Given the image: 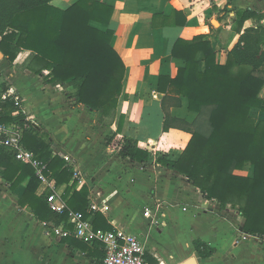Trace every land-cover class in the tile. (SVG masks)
<instances>
[{
  "label": "trees",
  "instance_id": "obj_1",
  "mask_svg": "<svg viewBox=\"0 0 264 264\" xmlns=\"http://www.w3.org/2000/svg\"><path fill=\"white\" fill-rule=\"evenodd\" d=\"M113 7L98 0H78L73 4L61 0H0V51L14 63L22 50L33 54L30 70L41 74L53 85L71 87L65 96L75 108L85 105L99 115V122L111 128L116 120L119 99L123 94L126 66L112 44L114 32L109 28ZM261 18L256 11H237L236 25L239 41L228 52L224 64L217 63L216 51L210 40L197 35L191 40L179 38L171 54L182 59L174 77L161 76L158 90L164 94L163 130L178 128L191 134L182 153L172 158L166 153L155 155L142 148L136 139L122 134L125 116L118 120L116 132L106 137L107 144L121 159L142 165L155 164L186 176L200 189L202 195L220 204L221 209L238 211L244 218L243 230L251 235L264 236V27L247 28L245 21ZM176 24V21L172 22ZM182 25L186 23L184 17ZM205 56L204 68L197 56ZM188 101L189 111L196 114L193 121L175 117L173 107ZM3 121L22 122L12 116V103L6 104ZM23 143L36 156L47 162V174L57 187L66 185L63 197L70 208L91 217L96 229L114 227L100 212L89 207V189H76L77 180L66 161L53 155L45 132L29 129ZM246 171L239 174L237 171ZM0 176L11 182V189L28 179L19 199L22 207H29L35 217L53 224L68 223L67 213H56L48 205L45 188L31 165L18 161L13 152L0 147ZM69 246L101 247L100 243H86L73 236H65ZM83 247V248H82ZM193 247L201 258H210L216 248L204 239L193 240ZM149 264L159 261L147 253Z\"/></svg>",
  "mask_w": 264,
  "mask_h": 264
},
{
  "label": "crops",
  "instance_id": "obj_2",
  "mask_svg": "<svg viewBox=\"0 0 264 264\" xmlns=\"http://www.w3.org/2000/svg\"><path fill=\"white\" fill-rule=\"evenodd\" d=\"M61 1L73 4L78 0ZM98 1L113 7L109 25L114 32L112 44L126 66L123 94L110 131L116 132L118 120L123 114V135L136 139L140 147L154 154L162 151L172 158L178 157L191 134L178 128L163 130L164 94L158 90L161 76L174 77L184 65L182 59L171 54L174 43L179 38L191 40L197 35H204L212 42L217 63L224 64L229 50L240 38V34L233 30L237 11L250 9L262 16L246 20L243 31L264 27V0ZM184 17L186 23L182 25ZM171 21H176V24ZM32 56L30 50H22L14 63L5 55L1 58V73L11 67L15 71L11 74L10 87L3 89V80L0 81V89H12L21 96L25 107L21 115L22 122L27 119L33 124L32 129L48 135L53 155L62 158L54 150L67 153L73 157L74 170L92 172L93 177L86 178L85 184L89 189L90 209L93 204H97L94 211L102 213L114 229L126 228L142 235L144 240L143 232L139 230L144 226L139 221L148 220L144 211L146 207L155 206L164 211V215H161L165 219L162 226L169 227L166 237L172 240L179 229L183 230L179 222L189 217L186 215L190 209H200L201 206L212 208L215 202L206 199L186 176L160 165H142L121 159L107 144V139L101 136L96 113L85 105L69 107L62 86L53 85L47 78L48 70H43L41 74L30 70ZM197 58L204 68V54L198 53ZM18 69H24V72L21 71L23 76L17 72ZM182 101L183 105L173 107L171 113L175 117L193 121L196 114L189 111L186 98ZM27 182L28 179L12 190L11 182L0 176V264H104V259L99 256L101 247L86 244L80 249L78 246H69L63 241L64 237L54 233L53 228L57 225L53 224V218L48 223L42 222L35 217L31 208L19 204ZM99 183H104L105 191H100ZM82 186L77 184L76 189ZM65 188L66 185L57 187L62 195ZM147 188H150L151 193L147 192ZM44 189L42 185L39 192ZM216 204L219 205L218 210H223L219 203ZM216 204V208L213 206L215 210ZM184 208H188L187 211L184 212ZM210 217L211 213L206 216L203 214L192 222L197 234L194 239L202 238L216 248L210 258H199L197 255L200 264H264V236L244 231L246 234L242 240L236 242L235 238V242L226 248V242H222L224 235L210 233L213 223L205 221ZM188 221L191 222L190 218ZM199 233L201 235L198 236ZM237 234L240 237L241 233ZM148 254L157 257L149 250ZM160 264L168 263L163 260Z\"/></svg>",
  "mask_w": 264,
  "mask_h": 264
},
{
  "label": "built area",
  "instance_id": "obj_3",
  "mask_svg": "<svg viewBox=\"0 0 264 264\" xmlns=\"http://www.w3.org/2000/svg\"><path fill=\"white\" fill-rule=\"evenodd\" d=\"M1 39L2 35L0 34ZM7 103L13 104L12 116L14 117H21L25 109L21 96L15 94L12 89L5 91L2 88L0 89V147L10 149L18 161L34 168L36 177L49 191L46 197L52 211L59 214H68V223L72 227H67L64 223H61L53 228L54 233L61 237L73 236L89 244L100 243L105 252L104 264H149L146 259L148 250L141 237L142 235L126 228L96 229L91 217H86L83 212L69 207L67 200L63 198L62 193L57 189L55 179L47 174V162L39 159L23 143L24 132L32 129L33 124L29 123L27 119L24 122L2 120V116L7 111ZM54 151L61 155L69 168L72 169L77 184H87L86 178L81 175L82 173L76 169L74 170L73 157L67 153ZM103 208H106V206ZM91 209H97V204H93ZM155 211L154 208H146L144 215L155 219L158 216ZM160 221V219H157L156 224L161 223Z\"/></svg>",
  "mask_w": 264,
  "mask_h": 264
},
{
  "label": "rangeland",
  "instance_id": "obj_4",
  "mask_svg": "<svg viewBox=\"0 0 264 264\" xmlns=\"http://www.w3.org/2000/svg\"><path fill=\"white\" fill-rule=\"evenodd\" d=\"M7 67V66H6ZM6 72L1 73L0 72V81H4V85L1 87L4 89L5 88H9L10 87V79H11V74L14 73L15 68L11 67L10 69L5 70ZM21 71L24 72V69H18L17 72L20 73L21 75ZM5 75V77H4ZM2 76L4 79H2ZM19 78V77H18ZM42 80V79H41ZM72 88L71 87H65L62 86V91L64 93L66 92H71ZM65 100L66 103L71 104L74 102L73 99H69L65 96ZM69 106V105H68ZM96 118L98 119L99 122V115L96 113ZM264 116V115H263ZM100 123V122H99ZM95 126V125H94ZM97 127L98 130L101 134L102 137H108L110 136V134L112 133V131H110L109 126L103 123L98 124L97 123ZM161 153H163L162 151H157V153H155V155L159 156ZM78 169H80L78 167ZM82 172V176H84V178H91L93 177V174L91 171L87 170L86 172L82 171V169H80ZM239 173H246V171L243 170H239L237 171ZM96 175V174H95ZM100 176V175H99ZM100 184V191H105L106 187H104V183H99ZM97 192V190H95ZM147 192L151 193L150 188H147ZM97 194V193H96ZM103 192H102V196H103ZM216 204V201H214ZM215 204L212 205V208H209L208 206H201V208L199 209L198 207H194L193 209H190V213H187L186 217L190 218L191 222L188 221V218L186 219H182L179 223L180 225L183 226V230L179 229L176 233V236L171 240L168 239L167 233L169 231V227L166 226H162L164 225L165 219L163 217H161V215H164V211L161 210L160 208H156L155 206L153 207L156 211L155 214L158 215V213L160 214V221L161 223H159V225H157L156 220L159 219V217L153 219V218H149L148 220H141L139 221L144 227L142 229H139L140 232H143V237H144V243L145 246L147 248V250L153 252L156 254L157 260L159 261V264L161 263V261L165 260L168 264H175L176 262H179L180 260L191 256L193 254L195 255H199L193 245L192 242L194 240V238L197 236V234L195 233V228L193 227L194 225L192 224V222H194V219H197L200 215H208V213H211V217L208 219H206V223H213V226L210 229V233L211 234H216L217 232L220 235H224L223 238V243L226 242L225 247H230L233 244V241L235 238H237L236 242L238 241V239L242 240V236L244 234H246L243 230L242 227V222L243 220H245V218L236 210H232V209H224V210H218V206L217 209L215 210ZM215 208H214V207ZM147 208V207H146ZM188 208H184V212L187 211ZM199 212V213H198ZM201 213V214H200ZM166 217V216H164ZM139 223V224H140ZM178 223V221H177ZM178 223V224H179ZM245 223V222H244ZM160 225L162 227H160ZM239 232V235L237 234ZM201 235V233L198 234V236ZM226 238V239H225ZM225 240V241H224ZM235 242V241H234ZM197 253V254H196ZM199 258H201L199 256Z\"/></svg>",
  "mask_w": 264,
  "mask_h": 264
},
{
  "label": "water",
  "instance_id": "obj_5",
  "mask_svg": "<svg viewBox=\"0 0 264 264\" xmlns=\"http://www.w3.org/2000/svg\"><path fill=\"white\" fill-rule=\"evenodd\" d=\"M214 23L217 24V21L215 20ZM3 56V53H0V60L3 58ZM179 264H200V262L198 260V256L193 254L183 259L181 262H179Z\"/></svg>",
  "mask_w": 264,
  "mask_h": 264
}]
</instances>
